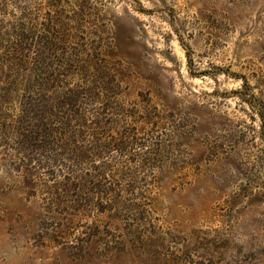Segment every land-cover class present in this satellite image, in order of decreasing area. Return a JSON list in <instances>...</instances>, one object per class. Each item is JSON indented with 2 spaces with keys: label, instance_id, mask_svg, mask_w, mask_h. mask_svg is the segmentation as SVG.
<instances>
[{
  "label": "rangeland",
  "instance_id": "374dc122",
  "mask_svg": "<svg viewBox=\"0 0 264 264\" xmlns=\"http://www.w3.org/2000/svg\"><path fill=\"white\" fill-rule=\"evenodd\" d=\"M244 81L264 0H0V264H264Z\"/></svg>",
  "mask_w": 264,
  "mask_h": 264
},
{
  "label": "trees",
  "instance_id": "16d2710c",
  "mask_svg": "<svg viewBox=\"0 0 264 264\" xmlns=\"http://www.w3.org/2000/svg\"><path fill=\"white\" fill-rule=\"evenodd\" d=\"M241 92H239V96L240 99L242 101H247L248 98V102H250V106L256 111L255 108L258 109V113L259 116L261 118V141L263 143V148H264V116L263 112L264 111V107L263 104L260 101H257L256 98L250 93L249 88L247 86V82L244 81L242 88H241ZM253 102L254 105H251ZM31 113V112H30ZM33 116L35 117V120L38 124L35 125L37 129H40V133L42 134V144L44 143V147H46L47 145L52 146V145H56V143L58 142V138L55 137V131L54 129L51 127V121H54L55 119L53 118L51 111L47 110V108L45 107L44 103L39 105L38 109H37V113H34ZM33 133V131H31Z\"/></svg>",
  "mask_w": 264,
  "mask_h": 264
}]
</instances>
